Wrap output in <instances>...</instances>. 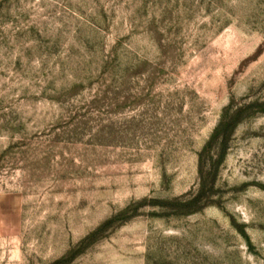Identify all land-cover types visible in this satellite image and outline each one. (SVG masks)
I'll return each instance as SVG.
<instances>
[{"label":"rangeland","instance_id":"rangeland-1","mask_svg":"<svg viewBox=\"0 0 264 264\" xmlns=\"http://www.w3.org/2000/svg\"><path fill=\"white\" fill-rule=\"evenodd\" d=\"M0 191V264H264V0H0Z\"/></svg>","mask_w":264,"mask_h":264},{"label":"crops","instance_id":"crops-1","mask_svg":"<svg viewBox=\"0 0 264 264\" xmlns=\"http://www.w3.org/2000/svg\"><path fill=\"white\" fill-rule=\"evenodd\" d=\"M15 195L16 192L0 191V234L11 230L12 216H14L11 213V199L15 198Z\"/></svg>","mask_w":264,"mask_h":264}]
</instances>
